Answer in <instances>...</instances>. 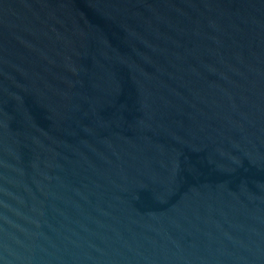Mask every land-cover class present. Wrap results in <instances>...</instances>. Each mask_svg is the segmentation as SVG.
Wrapping results in <instances>:
<instances>
[{
    "label": "water",
    "instance_id": "obj_1",
    "mask_svg": "<svg viewBox=\"0 0 264 264\" xmlns=\"http://www.w3.org/2000/svg\"><path fill=\"white\" fill-rule=\"evenodd\" d=\"M0 264H264V0H0Z\"/></svg>",
    "mask_w": 264,
    "mask_h": 264
}]
</instances>
